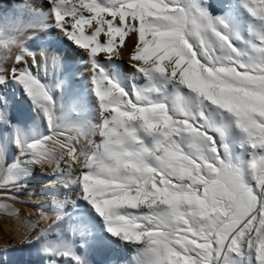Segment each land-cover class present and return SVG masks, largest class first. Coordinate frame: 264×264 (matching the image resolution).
<instances>
[{
	"label": "snow or ice",
	"instance_id": "1",
	"mask_svg": "<svg viewBox=\"0 0 264 264\" xmlns=\"http://www.w3.org/2000/svg\"><path fill=\"white\" fill-rule=\"evenodd\" d=\"M242 2L258 22L250 54L238 52L221 30L227 22L210 17L195 0H49L56 26L89 56L101 122L74 128L75 136L53 130L30 142L32 162L43 168L55 161L54 174L61 173V161L68 169L79 166L71 183L79 185L107 233L145 245V264H224L223 254L241 242L264 264V0ZM126 38H134L129 64L135 73L173 83L170 103L152 98L155 89L133 87L129 93L102 69L97 73V57L118 58L121 46L128 48ZM0 47L18 49L14 63L20 65L6 72L0 67V84L7 76L22 85L53 129L52 97L29 69L35 55L17 36L0 41ZM179 86L194 95L181 94ZM209 105L233 117L244 134L252 150L246 167L234 163L226 148L220 154L210 133H225L206 115ZM53 137L58 157L49 148ZM4 187L17 185L5 176ZM141 207L149 213H122ZM40 218L51 223L37 224L33 239L46 237L61 216L41 211ZM53 244L45 241L43 251L70 255L67 244Z\"/></svg>",
	"mask_w": 264,
	"mask_h": 264
},
{
	"label": "bare ground",
	"instance_id": "2",
	"mask_svg": "<svg viewBox=\"0 0 264 264\" xmlns=\"http://www.w3.org/2000/svg\"><path fill=\"white\" fill-rule=\"evenodd\" d=\"M76 2L70 0V3ZM195 2L203 10L214 11L227 22L228 28L221 30L230 35L238 52L251 53L250 45L256 42L258 24L251 22L243 3L242 6L237 2L239 4L235 8L232 0ZM224 5L226 8L221 13L220 9ZM51 7L49 0H0V41L16 36L23 39L25 49L33 53L37 61L33 67L29 64V69L48 88L53 100V129H50L43 112L33 104L22 85L7 76L0 84V182L5 176L8 177L10 171H14L23 186L20 202L16 204L18 211H7L2 218L0 264H75L71 254L80 257L81 264H88L90 259L95 264H101L102 257H105L106 264H145L142 252L145 245L137 243L139 245L136 246V243L107 233L102 218L82 198L79 185L71 183L79 175V166L68 169L61 161V173L54 174L52 169L55 161L51 165L45 163L43 168L32 162V154L27 147L30 142L52 135L53 130H64L65 136H75L77 131L74 128L87 130L101 122L98 100L91 83L89 56L56 26ZM133 39L126 38L128 48L121 46L118 58L105 59L103 55L97 57V73L100 74L102 69L103 75L112 78L129 93L133 87L142 91L155 89L151 93L152 98L170 103L174 95L173 83L166 82L158 74H154L150 80L145 79L130 66L129 54ZM17 52L15 48L8 51L0 47V67L5 72L12 68L7 63L15 61ZM28 59L30 62L31 57ZM43 74L48 75V81L42 78ZM179 91L185 96L194 95L183 86H179ZM205 113L224 130L223 136L210 133L220 154L223 156L226 148L228 157L234 163L241 162L246 167L252 150L234 118L210 105ZM141 136L145 145L151 146V138L143 133ZM98 137H95L97 141L100 139ZM17 140L20 147H17ZM83 143L81 136L77 147L80 148ZM49 148L53 149V156L61 155L55 137L49 142ZM33 173L37 175L36 178H32ZM41 211L53 218L54 212L59 213L61 219L51 231L57 230L55 235L33 239L39 230L37 224L46 227L47 222L51 223V220L40 218ZM147 212L143 207L122 210V213L137 217ZM45 241L54 242L53 247L60 243L67 244L70 255H57L55 251L46 254L43 251V247L47 246ZM223 255L225 264L238 263L241 259L236 257L229 260L231 254L228 252ZM254 264H258L257 257Z\"/></svg>",
	"mask_w": 264,
	"mask_h": 264
},
{
	"label": "rangeland",
	"instance_id": "3",
	"mask_svg": "<svg viewBox=\"0 0 264 264\" xmlns=\"http://www.w3.org/2000/svg\"><path fill=\"white\" fill-rule=\"evenodd\" d=\"M234 2V3H233ZM236 2V3H235ZM237 2H239V3H241V5H242V0H232V5H233V7H235V8H237V4H239V3H237ZM243 6V5H242ZM226 8V6L224 5L221 9H220V12L222 13V11L224 10ZM205 11H207V13L209 14V16L210 17H212V18H216V17H218V15L214 12V11H208V10H205ZM249 13V12H248ZM249 15H250V13H249ZM250 20H251V22L253 21V24H258V22L257 21H255L254 20V18L250 15ZM255 22V23H254ZM229 35V34H228ZM229 37H230V35H229ZM242 58V57H241ZM8 65H9V67H13V66H16V65H19V64H16V63H14V61H11V62H8L7 63ZM31 65V64H30ZM29 65V67H31ZM33 67V66H32ZM47 76V77H46ZM45 81H48L46 78H49L48 77V75L46 74H43V77H42ZM97 137H98V135H97ZM99 138V137H98ZM239 164H241V162L239 163ZM12 172V173H11ZM12 175H11V174ZM10 173L8 174V180L11 182V183H14V184H16L17 185V187L15 188V189H10V188H8V187H4V188H0V235H1V233H3V228H2V224H1V222H2V218H3V215H4V213L5 212H7V211H10V210H14L15 212H17L18 211V208H17V206H16V204H18L19 202H20V193H21V189H23V186H21V184H20V181H19V179H18V177H17V175L14 173V171H10ZM10 175V176H9ZM36 174L35 173H33V176H32V178H36ZM42 182V181H41ZM37 183V182H36ZM38 184H39V182H38ZM36 186V185H35ZM8 197H13V198H8ZM148 210V212L147 213H149V209H147ZM49 222H47L46 223V225L45 226H47V224H48ZM39 231V230H38ZM53 233V234H52ZM57 233V230H55V231H53V232H50L49 234H48V236H52V235H55ZM137 245H139V244H137L136 243V246ZM228 253H230L231 255H230V259L229 260H231V259H235L236 257V259H239V258H241L240 260H241V262H240V260H239V264H254V261H255V257H256V253H255V249L254 248H250V247H248L245 243H243V242H241V244H240V246L238 247V248H234L231 252H228ZM127 255V254H126ZM254 255V256H253ZM233 256V257H232ZM232 257V258H231ZM103 259H104V261H103ZM91 260V262L90 261H88V264H95V262L92 260V259H90ZM107 263V261H106V259H105V257H102L101 259H100V263L101 264H106ZM73 263H75L76 264V261H73ZM231 263V262H230ZM229 262H228V264H230ZM235 263V262H234ZM234 263H232V264H234ZM238 263H235V264H238ZM227 264V263H226Z\"/></svg>",
	"mask_w": 264,
	"mask_h": 264
},
{
	"label": "crops",
	"instance_id": "4",
	"mask_svg": "<svg viewBox=\"0 0 264 264\" xmlns=\"http://www.w3.org/2000/svg\"><path fill=\"white\" fill-rule=\"evenodd\" d=\"M228 263V262H227ZM225 264V263H224Z\"/></svg>",
	"mask_w": 264,
	"mask_h": 264
}]
</instances>
